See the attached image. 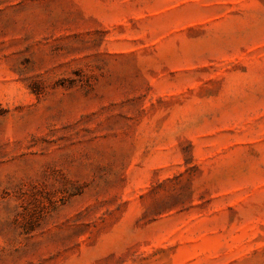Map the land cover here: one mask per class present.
I'll list each match as a JSON object with an SVG mask.
<instances>
[{"label": "rangeland", "instance_id": "1", "mask_svg": "<svg viewBox=\"0 0 264 264\" xmlns=\"http://www.w3.org/2000/svg\"><path fill=\"white\" fill-rule=\"evenodd\" d=\"M0 264H264V0H0Z\"/></svg>", "mask_w": 264, "mask_h": 264}]
</instances>
